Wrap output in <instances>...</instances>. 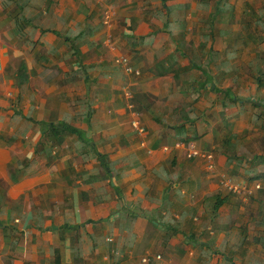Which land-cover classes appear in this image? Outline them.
I'll return each mask as SVG.
<instances>
[{"label":"crops","instance_id":"0c3cea01","mask_svg":"<svg viewBox=\"0 0 264 264\" xmlns=\"http://www.w3.org/2000/svg\"><path fill=\"white\" fill-rule=\"evenodd\" d=\"M0 264H264V0H0Z\"/></svg>","mask_w":264,"mask_h":264},{"label":"built area","instance_id":"2783aa9c","mask_svg":"<svg viewBox=\"0 0 264 264\" xmlns=\"http://www.w3.org/2000/svg\"><path fill=\"white\" fill-rule=\"evenodd\" d=\"M117 62H119L121 67L124 69V71L129 74L139 75L141 73L140 69L132 66L127 56L120 57L119 59H117ZM129 96H130V93H129ZM131 123H132L133 128L137 132L141 134L146 133V127L143 125L140 119L133 118ZM181 144L183 145V143ZM184 145L186 146L187 157L202 158L205 160L207 170L211 173L215 171L214 156L212 152L198 150L193 144H190V142H188L187 145L186 144ZM220 185L224 187L225 189H227L229 192L235 193L238 195H242L246 192H249V193L251 192L248 184H246L245 182L241 180H237L233 178L232 175L226 174V173L221 174ZM108 240H112V239L108 238ZM160 257L161 255L158 254L157 258H160ZM148 260H149L148 257L142 258L143 262H147Z\"/></svg>","mask_w":264,"mask_h":264},{"label":"trees","instance_id":"16d2710c","mask_svg":"<svg viewBox=\"0 0 264 264\" xmlns=\"http://www.w3.org/2000/svg\"><path fill=\"white\" fill-rule=\"evenodd\" d=\"M225 92V94H228V95H226V96H230L231 97V95H229L230 94V91L229 90H226V91H224ZM231 100H235L234 99V97L232 96L231 97ZM261 102V101H260ZM257 104V103H256ZM79 137L81 138V139H83V140H87L88 138L86 137V134L85 133H79ZM89 143V142H88ZM90 148H91V150L94 152V153H96V149L95 148H93V147H91V146H89ZM90 150V149H89Z\"/></svg>","mask_w":264,"mask_h":264},{"label":"rangeland","instance_id":"374dc122","mask_svg":"<svg viewBox=\"0 0 264 264\" xmlns=\"http://www.w3.org/2000/svg\"><path fill=\"white\" fill-rule=\"evenodd\" d=\"M250 106H251V105H250V103L248 102V108H250ZM252 148H253V147H252ZM197 149H198V148H197ZM198 150L205 151V150H202V149H198ZM253 151L256 152V148H254ZM207 152H209V151H207Z\"/></svg>","mask_w":264,"mask_h":264}]
</instances>
